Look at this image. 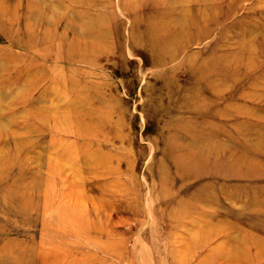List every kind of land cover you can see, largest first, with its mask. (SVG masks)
I'll list each match as a JSON object with an SVG mask.
<instances>
[{
    "label": "rangeland",
    "instance_id": "rangeland-1",
    "mask_svg": "<svg viewBox=\"0 0 264 264\" xmlns=\"http://www.w3.org/2000/svg\"><path fill=\"white\" fill-rule=\"evenodd\" d=\"M79 1L0 0V264H264V0Z\"/></svg>",
    "mask_w": 264,
    "mask_h": 264
},
{
    "label": "bare ground",
    "instance_id": "bare-ground-1",
    "mask_svg": "<svg viewBox=\"0 0 264 264\" xmlns=\"http://www.w3.org/2000/svg\"><path fill=\"white\" fill-rule=\"evenodd\" d=\"M80 1H81V0H80ZM80 1H79V2H80ZM88 1H89V0H88ZM138 1H139V0H138ZM138 1H137V3H138ZM141 1H142V0H141ZM185 1H186V0H185ZM197 1H198V0H197ZM215 1H216V0H215ZM77 3H78V2H77ZM77 3H76V4H77ZM164 3H165V2H163L162 4H164ZM167 3H168V2H167ZM169 3H171V2H169ZM169 3H168V4H169ZM184 3H185V2H184ZM184 3H183V4H184ZM190 3H192V2H190ZM196 3H197V2H196ZM201 3H202V2H201ZM88 4H89V3H88ZM175 4H176V3H175ZM177 4H178V3H177ZM194 4H195V3H194ZM203 4H204V3H203ZM32 5H33V4H32ZM67 5H68V4H66V6H67ZM81 5H82V4H81ZM81 5H80V6H81ZM190 5H191V4H190ZM241 5H242V4H241ZM165 6H166V5H165ZM167 6H168V5H167ZM187 6H189V5H187ZM207 6H208V5H207ZM163 7H164V6H163ZM204 7H206V5H204ZM159 8H160V7H159ZM182 8H183V7H182ZM214 8H215V7H214ZM1 9H2V7H1ZM169 9H170V8H169ZM199 9H200V8H199ZM199 9L197 8V11H198ZM10 10H11V9H10ZM43 10H44V9H43ZM64 10H65V9H64ZM66 10H67V9H66ZM135 10H136V9H135ZM178 10H179V9H178ZM186 10H187V9L185 8V9H184L185 13L188 12V11H186ZM4 11H5V9H3V13L6 12V11H5V12H4ZM11 11H12V10H11ZM82 11H83V10H82ZM162 11H163V10H162ZM184 11H183V12H184ZM190 11H191V7H190ZM199 11H200V10H199ZM205 11H206V10H205ZM66 12H67V11H66ZM85 12H86V11H85ZM207 12H208V11H207ZM163 13H164V12H163ZM185 13H184V14H185ZM197 13H198V12H197ZM201 13H202V12H201ZM201 13H200V14H201ZM208 13H209V12H208ZM208 13H207V15H208ZM233 13L235 14V15H234V14H233V15L236 16V13H235V12H233ZM0 14H1V13H0ZM73 14L75 15V13H73ZM203 14H204V13H203ZM205 14H206V13H205ZM205 14H204V16H205ZM207 15H206V16H207ZM7 16H8V15H7ZM188 16H189V13H188ZM201 16H202V14H201ZM206 16H205V17H206ZM80 17H81V16H80ZM212 17H213V16H212ZM82 18H83V17H82ZM177 19H178V18H177ZM184 19H185V18H184ZM231 19H232V18H231ZM87 20H88V19H87ZM174 20H175V19H174ZM187 21H188V20H187ZM48 22H50V21H48ZM83 22H84V21H83ZM163 22H164V21H163ZM176 22H177V21H176ZM210 22H211V21H210ZM45 23H47V22H45ZM69 23H70V22H69ZM183 23H184V22H183ZM173 24H174V23H173ZM149 25H150V27H152L151 30L153 31V30H154L153 28L155 27V26L153 27L154 24L151 22ZM177 25H178V23H177ZM183 25H187V23H186V24L184 23ZM54 27L56 28V26H54ZM169 27H170V26H169ZM175 27H176V26H175ZM47 28H48V27H47ZM250 28H251V27H250ZM55 30H57V29H55ZM166 30H167V29H166ZM179 30H180V29H179ZM181 30H182V29H181ZM181 30H180V32H181ZM164 31H165V30H164ZM248 31H249V30H248ZM38 32H39V30H38ZM55 32H56V31H55ZM182 32H183V31H182ZM187 32H188V30H187ZM185 33H186V32H185ZM257 33H258V32H257ZM56 34H57V33H56ZM66 34H67V33H66ZM79 34H80V33H79ZM100 34H102V33H100ZM253 34H254V33H253ZM58 35H59V33H58ZM72 35H73V34H72ZM76 35H77V34H76ZM159 35H160V34H159ZM180 35H182V34L180 33ZM188 35H189V34H188ZM261 35H262V33H261ZM67 36H68V35H67ZM103 36H105V35L103 34ZM256 36H258V35L256 34ZM48 37H49V36H48ZM78 37H79V36H78ZM75 38H76V37H75ZM238 38H239V37H238ZM250 38H251V37H250ZM250 38H249V39H250ZM78 39H79V38H78ZM249 39H248V40H249ZM19 40H20V39H19ZM60 40H61V39H60ZM75 40H76V39H75ZM262 40H263V39H262ZM154 41H155V40H154ZM30 42H31V41H30ZM51 42H53V41H51ZM45 43H46V42H45ZM45 43H44V44H45ZM47 44H49V43H47ZM74 44H75V43H74ZM74 44H73V45H74ZM152 44H153V43H152ZM182 44H183V43H182ZM73 45H72V47H73ZM29 46L31 47V45H29ZM32 46H33V45H32ZM34 46H35V45H34ZM43 46H45V45H43ZM51 46H52V45H51ZM236 46H237V45H236ZM242 46H243V45H242ZM30 47H29V48H30ZM37 47H40V46L37 45ZM69 47H70V46H69ZM46 48H48V47H46ZM105 48H106V47H105ZM241 48H242V47H241ZM32 49H33V48H32ZM52 49H53V48H52ZM32 51H33V50H32ZM43 51H44V50H43ZM71 51H72V50H71ZM102 51H103V50H102ZM169 51H170V50H168V52H169ZM51 52H52V51H51ZM104 52H105V51H104ZM255 52H256V51H255ZM40 53H41V51H40ZM174 55H175V54L172 53V50L168 53V56L171 57V58H173ZM35 56H36V55H35ZM42 56H43V55H42ZM247 56H248V55H247ZM50 57H51V56H50ZM33 59H35V58H33ZM44 59H45V58H44ZM7 61H8V60H7ZM47 61H48V60H47ZM8 62H9V61H8ZM13 63H14V62H13ZM34 63H35V62H34ZM6 64H7V63H6ZM7 65H8V64H7ZM11 65H12V64H11ZM32 65H33V64H32ZM34 65H36V64H34ZM8 66H9V65H8ZM39 66H40V65H39ZM42 67H43V66H42ZM33 68H34V67H33ZM25 69H26V68H25ZM3 70H4V69H3ZM59 70H60V69H59ZM35 71H36V69H35ZM35 71H34V72H35ZM57 72H58V71H57ZM32 73H33V72H32ZM40 73H41V72H40ZM20 74H22V71L20 72ZM42 74H43V73H42ZM44 74H45V73H44ZM44 74H43L42 76H36V75H35V76L38 78V80H39V77H41V78L43 77V80H44V79L46 78V77L44 78V76L49 75V74H45V75H44ZM26 75H27V74H26ZM37 75H39V74H37ZM31 76H32V75H31ZM24 77H25V76H24ZM49 77H50V76H49ZM29 78H31V77H29ZM37 78H36V79H37ZM50 78H51V77H50ZM23 79H24V78H23ZM32 79H33V78H32ZM28 80H29V79H27V81H28ZM30 80H31V79H30ZM30 80H29V81H30ZM38 80H36V81H38ZM36 81H35V82H36ZM40 81L42 82L41 79H40ZM35 82H33L32 84H34ZM38 82H39V81H38ZM41 82H40V83H41ZM49 83H50V82H49ZM37 84H38V83H37ZM37 84H35V86H36ZM46 84L48 85V83H46ZM38 85H39V84H38ZM226 85H227V84H226ZM255 86H256V85H255ZM12 87H13V86H12ZM12 87H11V88H12ZM46 87H47V86H46ZM50 87H52V86H50ZM262 87H263V86H262ZM47 88H49V85H48ZM10 90H11V89H10ZM49 90H50V88H49ZM32 92H33V91H32ZM44 92H45V91H44ZM48 92H49V91H48ZM75 93H76V92H75ZM254 93H255V92H254ZM263 93H264V92H263ZM255 94H256V93H255ZM17 95H18V94H17ZM43 96L46 97V96H45V93L43 94ZM43 96H42V98H43ZM248 98H249V97H248ZM261 98H262V97H261ZM50 99H51V98H50ZM66 99H67V98H66ZM251 99H253V98H251ZM257 99H258V98H257ZM17 100H18V99H17ZM21 100H22V99H21ZM40 100H41V99H40ZM64 101H65V100H64ZM49 102H50V101H49ZM91 102H92V101H91ZM83 103H84V102H83ZM41 104L43 105V103H41ZM46 104H48V103H46ZM203 104H204V103H203ZM9 105H10V104H9ZM75 105H76V104H75ZM6 106H7V105H6ZM20 106H21V105H20ZM22 106H23V105H22ZM40 106H41V105H40ZM73 106H74V105H73ZM9 107H10V106H9ZM11 107H14V105H11ZM15 107H16V106H15ZM15 107H14V108H15ZM42 107H43V106H42ZM76 107H77V106H76ZM84 107H85V106H84ZM34 108H35V107H34ZM36 108H37V107H36ZM47 108H48V107H47ZM240 108H241V107H240ZM3 109H4V108H3ZM3 109H2V112H3ZM43 111H44V110H43ZM9 112H10V111H9ZM9 112H8V113H9ZM41 112H42V111H41ZM44 112H45V111H44ZM75 112H76V111H75ZM37 113H38V112H37ZM42 113H43V112H42ZM87 113H88V112H87ZM13 114H14V113H13ZM43 114H44V113H43ZM44 116H45V115H44ZM46 121H47V119H46ZM43 123H44V121H43ZM46 123H47V122H46ZM98 130H99V129H98ZM23 131H24V130H23ZM15 132H16V131H15ZM19 132H20V131H19ZM29 132H30V131H29ZM25 133H26V132H25ZM13 134H14V133H13ZM17 134H18V133H17ZM23 134H24V133H23ZM18 135H19V134H18ZM18 135H16V136H18ZM27 135H28V134H27ZM29 135H30V134H29ZM11 136H12V135H11ZM19 136H20V135H19ZM21 136H23V135H21ZM7 138H8V137H7ZM100 142H101V141H100ZM85 148H86V147H85ZM51 151H52V150H51ZM74 153H75V152H74ZM96 153H97V152H96ZM57 160H58V159H57ZM63 160H65V159H63ZM89 161H90V160H89ZM89 170H90V169H89ZM99 171H100V170H99ZM93 174H94V173H93ZM93 174H92V175H93ZM102 174H103V173H102ZM93 176H94V175H93ZM67 182H68V181H67ZM57 203H58V202H57ZM20 262H21V261H20ZM232 263H233V262H232Z\"/></svg>",
    "mask_w": 264,
    "mask_h": 264
}]
</instances>
